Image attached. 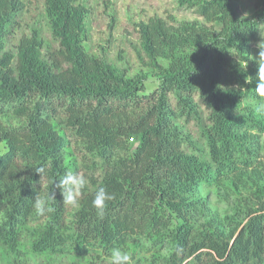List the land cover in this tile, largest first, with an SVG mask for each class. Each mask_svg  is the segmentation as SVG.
I'll use <instances>...</instances> for the list:
<instances>
[{
	"label": "trees",
	"instance_id": "16d2710c",
	"mask_svg": "<svg viewBox=\"0 0 264 264\" xmlns=\"http://www.w3.org/2000/svg\"><path fill=\"white\" fill-rule=\"evenodd\" d=\"M254 1L250 18L239 15L238 0H176L203 22L153 16L136 24L156 80L149 88L146 74L129 77L85 50L83 3L44 0L55 46L30 29L10 50L24 3L0 0L2 255L24 238L43 257L107 256L133 243L156 264H264V130L238 112L257 83L264 0ZM66 172L89 181L78 208L60 204L49 183ZM213 184L237 200L230 215L210 212L200 196ZM100 187L114 196L102 219L91 207ZM37 190L55 193L47 218L32 209Z\"/></svg>",
	"mask_w": 264,
	"mask_h": 264
},
{
	"label": "rangeland",
	"instance_id": "374dc122",
	"mask_svg": "<svg viewBox=\"0 0 264 264\" xmlns=\"http://www.w3.org/2000/svg\"><path fill=\"white\" fill-rule=\"evenodd\" d=\"M24 8L17 18L18 25L11 31L7 48L14 50L21 35L29 33L30 29H37L46 44L54 47L53 40L45 16L44 0H22ZM83 3L89 10L86 19V39L83 43L85 50L94 56L104 55L107 62L120 70H124L127 76L132 77L138 73L148 76L149 88L156 84L155 76L151 68L146 66L144 55L140 52L138 35L135 25L139 22H146L153 16L167 19L169 16L176 23L182 21L198 20L190 10L180 9L176 0H77ZM256 2L254 0H238V12L241 17L250 18L255 12ZM261 43L264 47V28L260 33V38L256 46L252 59L258 55L257 45ZM242 67H246L244 63ZM149 88L147 89L149 91ZM252 101V100H251ZM250 100L241 102L238 112L241 114H252L253 105ZM256 118V117H255ZM257 119V118H256ZM259 120V119H258ZM262 130L264 121L259 120ZM188 128V127H187ZM195 140L198 131L193 124L186 131ZM255 133V132H253ZM262 151L261 161H264V132L261 135ZM5 151V144L0 143V153ZM79 160V159H78ZM79 163V162H78ZM200 196L208 204L209 211L218 214L220 217L225 214L230 215V209L234 208L233 201H237L233 196L224 194L222 189L216 185L210 187L203 185L199 188ZM171 222H174L173 220ZM28 240L24 239L19 243L14 254L2 255L0 251V264H109V255L100 256L84 253L82 255L63 254L61 256H39L29 251ZM124 250L129 251L133 257V264H156V256L146 253L145 250L133 243L127 244ZM14 255V256H13ZM165 255V251L161 252Z\"/></svg>",
	"mask_w": 264,
	"mask_h": 264
},
{
	"label": "clouds",
	"instance_id": "9594fccd",
	"mask_svg": "<svg viewBox=\"0 0 264 264\" xmlns=\"http://www.w3.org/2000/svg\"><path fill=\"white\" fill-rule=\"evenodd\" d=\"M257 45L259 51L256 57L258 65L257 83L254 90L252 105L255 117L264 121V47ZM251 78H248L247 83H251ZM45 172L43 166L35 169V173L41 178V174ZM53 189H58L62 197L60 204L66 208H78L80 199L83 196L84 190L88 185V179L81 173L66 172L59 180L52 179L49 181ZM114 198L104 187H100L94 193L91 201V207L95 211L98 218H103L106 211L107 202ZM55 193L50 190H45L42 194L39 190L34 193L32 198V209L38 217L47 218L50 214L56 211ZM109 264H133L132 254L120 247L113 248L110 256L107 258Z\"/></svg>",
	"mask_w": 264,
	"mask_h": 264
}]
</instances>
